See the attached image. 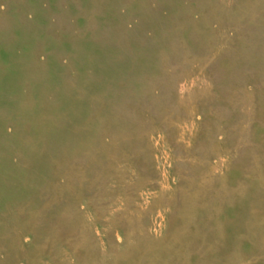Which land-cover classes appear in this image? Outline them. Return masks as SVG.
I'll list each match as a JSON object with an SVG mask.
<instances>
[{
    "label": "rangeland",
    "instance_id": "obj_1",
    "mask_svg": "<svg viewBox=\"0 0 264 264\" xmlns=\"http://www.w3.org/2000/svg\"><path fill=\"white\" fill-rule=\"evenodd\" d=\"M263 179L264 0H0V264H264Z\"/></svg>",
    "mask_w": 264,
    "mask_h": 264
},
{
    "label": "bare ground",
    "instance_id": "obj_2",
    "mask_svg": "<svg viewBox=\"0 0 264 264\" xmlns=\"http://www.w3.org/2000/svg\"><path fill=\"white\" fill-rule=\"evenodd\" d=\"M29 112H30V111H29ZM46 112H47V111H46ZM34 113H35V111H34ZM32 114H33V113H32ZM49 115H50V114H49ZM38 116H39V115H38ZM33 118H34V117H33ZM33 118H32V119H33ZM29 119H31V118H29ZM40 120H41V119H40ZM40 120H39V121H40ZM37 133H39V132L37 131ZM41 133H42V132H41ZM34 135H35V134H34ZM47 135H48V134H47ZM32 136H33V135H32ZM35 137H38V136H35ZM40 137H41V136H40ZM49 137H50V136H49ZM41 142H42V141H41ZM1 148H2V147H1ZM46 152H47V151H46ZM6 170H7V169H6ZM244 171H245V170H244ZM240 173H241V172H240ZM244 173H245V172H244ZM244 175H246V173H245ZM256 175H257V174H256ZM260 175H261V174H260ZM49 176H50V175H49ZM258 176H259V175H258ZM51 177H52V176H51ZM51 177H49V178H51ZM246 177H247V176H246ZM254 177H255V175H254ZM254 177H253V180H256V179H254ZM260 177H262V176H260ZM52 180H53V179H52ZM260 180H262V179L260 178ZM263 180H264V179H263ZM24 182H26V181H24ZM258 183H259V182H258ZM262 184H263V183H262ZM23 186H24V185H23ZM258 186H259V184H258ZM202 187L204 188V186H202ZM224 187H225V186H224ZM260 187H261V186H260ZM205 189H208V188H204L203 191H205ZM201 190H202V189H201ZM210 190H211V189H209V191H210ZM222 190H223V189H222ZM224 190H225V189H224ZM190 191H191V190H190ZM211 191H212V190H211ZM207 192H208V191H207ZM242 192H243V190H242ZM17 193H18V192H17ZM201 193H202V192H201ZM201 193H200V194H201ZM208 193H209V192H208ZM205 194H206V192H205ZM210 194H211V193H210ZM220 194H223V193L221 192ZM203 195H204V194H203ZM211 195H212V194H211ZM181 196H183V195H181ZM216 196H217V195H216ZM206 197H207V196H206ZM2 198H3V197H2ZM196 198H197V197H196ZM196 198H194V199H196ZM259 198H261V197H259ZM6 199H7V198H6ZM8 199H9V198H8ZM187 199H189V198H187ZM207 199H209V198H207ZM213 199H214V198H213ZM222 199H223V197H222ZM222 199H221V200H222ZM225 199H226V198H225ZM227 199H228V198H227ZM182 200H184V198H183ZM209 200H210V199H209ZM196 201H197V200H196ZM3 202H5V201H3ZM190 202H191V201H190ZM197 202H198V201H197ZM13 203H14V202H13ZM13 203H11V204H13ZM187 203H188V202H187ZM194 203H195V202H194ZM214 203H215V201H214L212 204H214ZM256 203H257V202H256ZM185 204H186V203H185ZM191 205H192V204H191ZM206 205H207V204H206ZM208 205H209V202H208ZM215 205H216V204H215ZM215 205H214V206H215ZM18 206H19V205H18ZM26 206H27V205H26ZM194 206H195V205H194ZM203 206H204V205H203ZM16 207H17V206H16ZM184 207H185V206H184ZM192 207H193V205H192ZM192 207H191V208H192ZM210 207H212V205H210ZM219 207H220V206H219ZM262 207H263V205H262ZM262 207H261V208H262ZM3 208H4V207H3ZM185 208H186V207H185ZM193 208H194V207H193ZM212 208H214V207H212ZM233 208H234V207H233ZM263 208H264V207H263ZM194 209H195V208H194ZM202 209H203V208H202ZM207 209H208V208H207ZM3 210H4V209H3ZM3 210H2V212H3ZM184 210H185V209H184ZM184 210H182V211H184ZM195 210H196V209H195ZM199 211H201V210H199ZM203 211H204V210H203ZM205 211H206V209H205ZM207 211H208V210H207ZM209 211H211V210H209ZM247 211H248V210H247ZM41 213H42V212H41ZM209 213H211V212H209ZM215 213H216V212H215ZM195 214H196V213H195ZM203 214H205V213H203ZM0 215H1V214H0ZM212 215H213V214H212ZM218 215H219V214H218ZM218 215H217V217H218ZM206 217H207V216H206ZM3 218H4V217H3ZM239 218H240V217H239ZM248 218H249V216H248ZM233 219H234V218H233ZM185 220H186V219H185ZM194 220H195V219H194ZM210 220H211V219H210ZM230 220H231V219H230ZM235 220H236V219H235ZM2 221H3V220H2ZM196 221H197V220H196ZM216 221H217V220H216ZM216 221H214V222H216ZM201 222H202V221H201ZM209 222H210V221H209ZM211 222H212V221H211ZM168 223H169V222H168ZM193 223H194V222H193ZM212 223H213V222H212ZM245 223H246V222H245ZM250 223H251V221H250ZM252 223H253V222H252ZM252 223H251V224H252ZM191 224H192V223H191ZM196 224H197V223H196ZM207 224H208V223H207ZM217 224H218V223H217ZM188 225H189V224H188ZM193 225H194V224H193ZM215 225H216V224H215ZM219 225H220V222H219ZM252 225H253V224H252ZM254 225H255V223H254ZM256 225H257V224H256ZM216 226H217V225H216ZM1 227H2V226H1ZM183 227H184V226H183ZM191 227H192V225H191ZM194 227H195V226H194ZM185 228H186V227H185ZM16 230H17V229H16ZM187 230H188V229H187ZM196 230H197V228H196ZM246 230H247V229H246ZM180 231H181V230H179V233H181ZM183 231H184V230H183ZM15 232H16V231H15ZM217 232H218V231H217ZM7 233H8V231H7ZM7 233H6V234H7ZM218 233H219V232H218ZM8 234H9V233H8ZM185 234H186V233H185ZM196 234H197V231H196ZM196 234H195V235H196ZM240 235H242V234H240ZM17 236H18V235H17ZM191 236H192V235H191ZM218 236L220 237V235H218ZM5 237H6V236H5ZM5 237H4V238H5ZM139 237H140V236H139ZM151 237H152V236H151ZM185 237H186V236H185ZM255 237H256V236H255ZM137 238H138V237H137ZM152 238H153V237H152ZM179 238H180V237H179ZM179 238H178V239H179ZM245 238H246V237H245ZM251 238H252V236H251ZM251 238H250V239H251ZM7 239H8V238H7ZM10 239H11V238H10ZM144 239H145V238H144ZM162 239H163V238H162ZM162 239H161V240H162ZM180 239H181V238H180ZM184 239H185V238H184ZM253 239H254V238H253ZM60 240H61V239H60ZM145 240H146V239H145ZM159 240H160V239H159ZM161 240H160V241H161ZM181 240H182V239H181ZM194 240H196V239H194ZM9 241H10V240H9ZM153 241H154V240H153ZM163 241H164V239H163ZM165 241H166V240H165ZM175 241H176V240H175ZM237 241H238V240H237ZM170 242H171V241H170ZM193 242H194V241H193ZM193 242H192V243H193ZM233 242H234V241H233ZM254 242H255V240H254ZM141 243H144V242L142 241ZM145 243H146V242H145ZM164 243H165V242H164ZM180 243H181V242H180ZM192 243H191V244H192ZM147 244H148V243H147ZM150 244H151V243H150ZM191 244H190V245H191ZM162 245H163V244H162ZM162 245H161V242H160V246H162ZM190 245H189V246H190ZM126 246H127V245H126ZM134 246H135V245H134ZM142 246H143V245H142ZM173 246H174V245H173ZM178 246H179V245H178ZM189 246H187V247H189ZM235 246H236V245H235ZM145 247H146V246H145ZM145 247H144V248H145ZM170 247H171V246H170ZM176 247H177V246H176ZM181 247H182V245H181ZM181 247H180V248H181ZM187 247H186V248H187ZM131 248H132V247H131ZM133 248H134V247H133ZM136 248H137V246H136ZM144 248H143V249H144ZM146 248H147V247H146ZM128 249H129V248H128ZM155 250H156V249H155ZM155 250H154V251H155ZM177 250H178V249H177ZM185 250H186V249H185ZM185 250H183V251H185ZM126 251H128V250H126ZM154 251H153V252H154ZM157 251H158V250H157ZM160 251H161V250H160ZM183 251H182V252H183ZM215 251H216V250H215ZM132 252H133V251H132ZM145 252H146V251H145ZM163 252H164V251H163ZM165 252H166V251H165ZM122 253H123V252H122ZM133 253H135V252H133ZM147 253H149V252H147ZM161 253H162V252H161ZM167 253H168V252H167ZM225 253H226V252H225ZM135 254H136V253H135ZM143 254H144V253H143ZM143 254H142V255H143ZM150 254H152V253H150ZM164 254H165V253H164ZM121 255H122V254H121ZM136 255H137V254H136ZM170 255H171V251H170ZM131 256H132V255H131ZM145 256H146V254L144 255V257H145ZM181 256H182V255H181ZM122 257H124V256L122 255ZM175 257H176V256H174V258H175ZM155 258H156V257H155ZM163 258H165V257H163ZM134 259H135V258H134ZM151 259H152V258H151ZM183 259H184V258H183ZM140 260H141V259H140ZM165 260H166V259H165ZM176 260H177V259H176ZM178 260H179V259H178ZM186 260H187V259H186ZM202 260H203V259H202ZM137 261H138V258H137ZM167 261H168V259H167ZM139 262H140V261H139ZM139 262H138V263H139ZM187 262H188V261H187ZM126 263L128 264V262H126ZM134 263H135V262H134ZM174 263H175V262H174ZM243 263H244V262H243ZM245 263H246V262H245ZM248 263H249V262H248ZM139 264H140V263H139ZM146 264H147V263H146ZM176 264H177V263H176ZM188 264H189V263H188ZM213 264H214V263H213ZM240 264H241V263H240Z\"/></svg>",
    "mask_w": 264,
    "mask_h": 264
}]
</instances>
